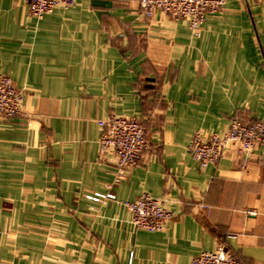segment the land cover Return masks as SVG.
<instances>
[{
	"label": "crops",
	"instance_id": "0c3cea01",
	"mask_svg": "<svg viewBox=\"0 0 264 264\" xmlns=\"http://www.w3.org/2000/svg\"><path fill=\"white\" fill-rule=\"evenodd\" d=\"M0 73L25 91L23 112L0 118V264H190L221 243L264 264V143L206 168L188 150L196 130L264 119V0H226L197 35L137 0L41 19L0 0ZM113 114L144 122L150 142L120 181L100 153ZM143 192L167 198L164 229L131 221L123 200Z\"/></svg>",
	"mask_w": 264,
	"mask_h": 264
},
{
	"label": "built area",
	"instance_id": "2783aa9c",
	"mask_svg": "<svg viewBox=\"0 0 264 264\" xmlns=\"http://www.w3.org/2000/svg\"><path fill=\"white\" fill-rule=\"evenodd\" d=\"M28 12L37 19L43 18L55 8L72 7L77 0H22ZM141 11L152 18L160 10L177 20L188 21L194 35L199 34L210 13L221 12L226 0H137ZM25 91L14 84L12 78L0 73V118H14L23 112ZM103 127L100 137V153L116 157L115 181H120L129 170L138 166L150 148L148 129L136 117L110 115L99 120ZM264 143V119L244 121L234 118L223 131L196 130L188 144V150L200 168L214 164L224 156L229 146L237 153L250 155L257 144ZM105 196L115 198L112 192ZM99 200V196H90ZM131 212V221L140 228L162 230L173 218L167 198L143 192L135 200H123ZM190 264H241L235 253L225 244L214 250H203L194 255Z\"/></svg>",
	"mask_w": 264,
	"mask_h": 264
}]
</instances>
